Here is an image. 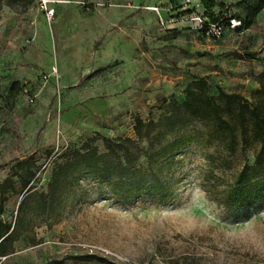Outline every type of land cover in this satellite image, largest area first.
<instances>
[{
  "label": "rangeland",
  "instance_id": "obj_1",
  "mask_svg": "<svg viewBox=\"0 0 264 264\" xmlns=\"http://www.w3.org/2000/svg\"><path fill=\"white\" fill-rule=\"evenodd\" d=\"M261 1L1 2L0 181L20 160L18 173L30 180L22 188L11 176L0 219L13 231L0 264H264V200L234 209L200 185L209 173L230 181L252 164L254 146L228 152L200 122L179 131L167 201L124 202L82 170L53 197L48 188L69 156L58 154L91 144L102 151L101 136L135 138V118L156 120L162 99L182 100L194 77H204L210 93L254 99L264 6L252 9Z\"/></svg>",
  "mask_w": 264,
  "mask_h": 264
},
{
  "label": "trees",
  "instance_id": "obj_2",
  "mask_svg": "<svg viewBox=\"0 0 264 264\" xmlns=\"http://www.w3.org/2000/svg\"><path fill=\"white\" fill-rule=\"evenodd\" d=\"M18 1L0 0V4ZM263 6L264 0L252 9V14ZM211 24L204 23L206 28ZM248 56L253 55L248 53ZM258 82L256 97L248 101L240 93L226 92L221 88L216 94L210 93L206 79L194 77L184 87L182 100L162 99V112L156 120L135 118V138L101 136L102 151L91 144L73 149L71 153L58 154L57 158L69 156L51 175L48 188L52 197L66 176L82 170L108 186L124 202L132 203L142 195L163 202L171 199L174 194L169 167L184 140L179 131L193 122H200L207 128V138L217 140L228 152L237 147L254 146L252 164H244L230 181L212 173L203 178L200 185L208 199L239 210L259 205L264 200V69ZM167 132H174V135L162 142L160 138ZM24 162L17 161L11 166L10 174L0 181V213L5 193L14 188L11 176H19L22 188L30 180L28 171L24 172L25 175L18 173V170L22 172ZM12 231L10 222L0 219V254L4 253L3 248Z\"/></svg>",
  "mask_w": 264,
  "mask_h": 264
},
{
  "label": "built area",
  "instance_id": "obj_3",
  "mask_svg": "<svg viewBox=\"0 0 264 264\" xmlns=\"http://www.w3.org/2000/svg\"><path fill=\"white\" fill-rule=\"evenodd\" d=\"M51 14H52V12H51V11H48L47 15H48L49 18L51 17ZM210 30H211L212 32H214V33H219V32H220V26L217 25V24H211V26H210ZM30 100H31V99H30ZM141 264H150V263H148V262H144V263H141Z\"/></svg>",
  "mask_w": 264,
  "mask_h": 264
}]
</instances>
